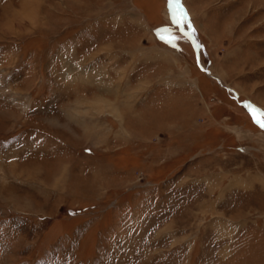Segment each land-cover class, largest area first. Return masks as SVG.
Returning a JSON list of instances; mask_svg holds the SVG:
<instances>
[{
  "label": "rangeland",
  "instance_id": "1",
  "mask_svg": "<svg viewBox=\"0 0 264 264\" xmlns=\"http://www.w3.org/2000/svg\"><path fill=\"white\" fill-rule=\"evenodd\" d=\"M174 7L0 0V264H264V0Z\"/></svg>",
  "mask_w": 264,
  "mask_h": 264
},
{
  "label": "snow or ice",
  "instance_id": "2",
  "mask_svg": "<svg viewBox=\"0 0 264 264\" xmlns=\"http://www.w3.org/2000/svg\"><path fill=\"white\" fill-rule=\"evenodd\" d=\"M169 4L175 6L172 11V22L177 26L187 24L190 28L191 24L187 20L186 12L181 7V0H169ZM169 43H171V41H169ZM247 107L251 108L250 105ZM250 114L253 116V121L257 123L259 127L264 129V111L250 112ZM257 116H259V119Z\"/></svg>",
  "mask_w": 264,
  "mask_h": 264
}]
</instances>
